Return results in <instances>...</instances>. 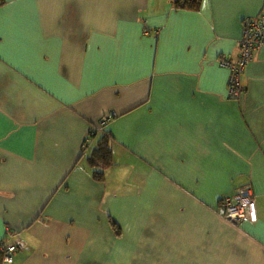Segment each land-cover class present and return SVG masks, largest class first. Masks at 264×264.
I'll list each match as a JSON object with an SVG mask.
<instances>
[{
	"label": "crops",
	"instance_id": "1",
	"mask_svg": "<svg viewBox=\"0 0 264 264\" xmlns=\"http://www.w3.org/2000/svg\"><path fill=\"white\" fill-rule=\"evenodd\" d=\"M260 14L0 0V242L26 244L12 264H264V47L239 99L219 63ZM246 186L258 221L236 226L217 207Z\"/></svg>",
	"mask_w": 264,
	"mask_h": 264
},
{
	"label": "built area",
	"instance_id": "2",
	"mask_svg": "<svg viewBox=\"0 0 264 264\" xmlns=\"http://www.w3.org/2000/svg\"><path fill=\"white\" fill-rule=\"evenodd\" d=\"M264 47V14L243 20V32L240 39V57L232 62L227 57H221L219 63L230 72L228 92L234 99H239L244 93L240 79L245 69L253 61L255 53ZM220 217L233 225L239 226L243 222L256 223L258 221L255 210V195L251 187L246 186L234 195L222 199L217 207ZM9 231V230H8ZM26 244L20 238L11 244L0 242V256L4 263L12 264L14 254L24 250Z\"/></svg>",
	"mask_w": 264,
	"mask_h": 264
},
{
	"label": "trees",
	"instance_id": "3",
	"mask_svg": "<svg viewBox=\"0 0 264 264\" xmlns=\"http://www.w3.org/2000/svg\"><path fill=\"white\" fill-rule=\"evenodd\" d=\"M200 5L201 0H176V6L179 9L198 10ZM95 160L99 161L97 166L101 165L102 168L112 165L111 148L109 142L105 140V138L103 142H100L97 150L94 152L91 162L95 164ZM97 175L100 180L103 179L104 175L102 171Z\"/></svg>",
	"mask_w": 264,
	"mask_h": 264
},
{
	"label": "rangeland",
	"instance_id": "4",
	"mask_svg": "<svg viewBox=\"0 0 264 264\" xmlns=\"http://www.w3.org/2000/svg\"><path fill=\"white\" fill-rule=\"evenodd\" d=\"M256 17V16H255ZM249 18H254V17H249Z\"/></svg>",
	"mask_w": 264,
	"mask_h": 264
}]
</instances>
